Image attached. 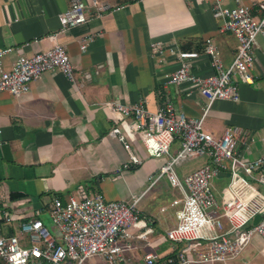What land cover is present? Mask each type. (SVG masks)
I'll list each match as a JSON object with an SVG mask.
<instances>
[{
	"label": "crops",
	"instance_id": "crops-1",
	"mask_svg": "<svg viewBox=\"0 0 264 264\" xmlns=\"http://www.w3.org/2000/svg\"><path fill=\"white\" fill-rule=\"evenodd\" d=\"M104 1L115 7L101 14L89 8L86 23L62 31L60 16L70 0H0V49L9 50L2 56L3 68L9 70L20 54L62 44L73 77L45 71L21 96L0 92V207L18 222L34 217L35 210L54 197H76L79 186L107 200L137 198L136 208L147 220L148 233L123 244L125 264H144L147 252L164 259L179 246L167 239L166 231L175 224L171 201L181 193L173 188L166 199L171 185L165 177L148 188L167 157H148L138 142L142 163L122 168L128 154L110 133L115 114L105 102L132 105L141 100L155 111L171 101L187 116L198 117L206 102L199 89L189 82H167L178 66L175 53L198 52L189 64L192 72L204 77L214 72L204 54L205 40L215 44L224 66L232 62L237 40L221 30L222 20L213 15L215 0ZM260 1L222 4L253 6ZM256 40L253 82L245 83L241 74H235L239 99L214 101L202 123L215 138L226 128H238L237 151L250 158L264 154V37ZM154 42L161 44L162 52L152 49ZM179 145V140L171 144V155ZM206 162L203 156L190 158L176 172L183 179ZM226 182L225 174L213 179L215 190L220 192ZM224 227L228 228L225 220ZM227 264H264V238L253 235Z\"/></svg>",
	"mask_w": 264,
	"mask_h": 264
},
{
	"label": "built area",
	"instance_id": "built-area-1",
	"mask_svg": "<svg viewBox=\"0 0 264 264\" xmlns=\"http://www.w3.org/2000/svg\"><path fill=\"white\" fill-rule=\"evenodd\" d=\"M222 2L215 0L213 15L222 20L221 30L230 31L237 40L232 62L224 66L217 47L207 38L204 54L210 59L212 74L202 77L192 72L189 59L197 58L198 52L178 50V66L167 77L170 84L189 82L199 89L206 99L200 116H187L171 101L155 111L147 109L141 100L132 105L116 100L105 102L115 114L110 133L122 142L128 154L122 168L142 163L138 142L148 157H167L149 179L148 188L165 177L181 193L171 201L175 224L166 231L167 239L179 246L164 259L147 252L144 264H227L242 253L253 235L264 238V192L259 189L264 187V154L250 158L239 153L238 128H226L219 138L202 128L214 101L239 99L235 74H241L245 83L253 82L250 70L255 64L256 39L264 37V0L253 6H224ZM113 7L104 0H70L69 8L60 16L61 30L86 23L89 8L101 14ZM151 47L162 50L159 42ZM8 51L0 49V92L21 96L28 92L32 81L50 70H59L73 79L72 65L62 44L31 55L20 54L5 70L1 59ZM176 140L180 145L171 155L170 146ZM201 156L207 162L180 179L176 167ZM221 174H225L227 182L218 192L213 179ZM136 203L137 198L132 202L107 200L79 186L76 197H54L47 206L38 207L30 219L15 222L0 207V264H82L96 255L106 264H125L123 244L130 245L134 238H144L148 233L147 220L138 212Z\"/></svg>",
	"mask_w": 264,
	"mask_h": 264
},
{
	"label": "rangeland",
	"instance_id": "rangeland-1",
	"mask_svg": "<svg viewBox=\"0 0 264 264\" xmlns=\"http://www.w3.org/2000/svg\"><path fill=\"white\" fill-rule=\"evenodd\" d=\"M171 189L167 193H165V198L170 199V193L173 191V188L170 186ZM264 187L259 186V189L261 190ZM264 191V190H263ZM45 220V223L50 227V229L53 231L52 224L49 223L48 219L46 217L43 218ZM82 264H106L104 259L100 255L91 256L87 258Z\"/></svg>",
	"mask_w": 264,
	"mask_h": 264
}]
</instances>
